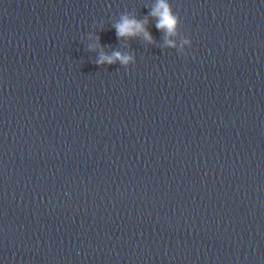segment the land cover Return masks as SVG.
Listing matches in <instances>:
<instances>
[{
  "label": "clouds",
  "instance_id": "clouds-1",
  "mask_svg": "<svg viewBox=\"0 0 264 264\" xmlns=\"http://www.w3.org/2000/svg\"><path fill=\"white\" fill-rule=\"evenodd\" d=\"M149 16L156 20V28L165 33V43L170 48H176V44L169 39L172 36H180V25L181 20L178 14L174 13L169 0H155L149 11ZM148 18L139 20L134 16H129L128 14H121L120 20L116 22L113 27L116 30V36L118 39L122 38H134L138 35L142 36L144 40L148 42H153L151 33L147 30ZM99 38L97 37V40ZM192 41L183 37L181 40L179 53L187 55L184 50V45L191 47ZM96 45H89V49L92 50ZM119 61L122 65L128 66L134 61V57L121 53L120 51H114L110 56L101 52L96 63L99 65L113 64Z\"/></svg>",
  "mask_w": 264,
  "mask_h": 264
}]
</instances>
